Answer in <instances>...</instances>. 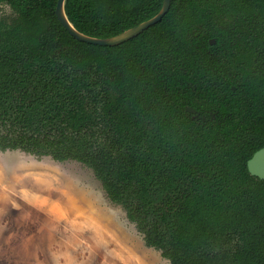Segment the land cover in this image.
Returning a JSON list of instances; mask_svg holds the SVG:
<instances>
[{
  "label": "trees",
  "instance_id": "obj_1",
  "mask_svg": "<svg viewBox=\"0 0 264 264\" xmlns=\"http://www.w3.org/2000/svg\"><path fill=\"white\" fill-rule=\"evenodd\" d=\"M0 1L16 12L0 22V150L84 163L170 264H264V178L246 163L264 145V0H170L115 45L73 36L56 0ZM162 1L64 11L108 37Z\"/></svg>",
  "mask_w": 264,
  "mask_h": 264
},
{
  "label": "rangeland",
  "instance_id": "obj_2",
  "mask_svg": "<svg viewBox=\"0 0 264 264\" xmlns=\"http://www.w3.org/2000/svg\"><path fill=\"white\" fill-rule=\"evenodd\" d=\"M0 8L9 14L8 6ZM4 14V15H5ZM0 264H170L91 168L0 150Z\"/></svg>",
  "mask_w": 264,
  "mask_h": 264
},
{
  "label": "water",
  "instance_id": "obj_3",
  "mask_svg": "<svg viewBox=\"0 0 264 264\" xmlns=\"http://www.w3.org/2000/svg\"><path fill=\"white\" fill-rule=\"evenodd\" d=\"M64 1L65 0H57L55 6V13L59 21L63 24V26L76 38L79 40H83L90 43L95 44H103V45H115L129 38L137 35L143 29L147 28L151 24L157 22L161 19V17L165 14L169 7L170 0H163L161 8L156 12L153 16L115 34L108 37H96L87 35L79 30H77L73 24L68 19L65 11H64ZM215 41L214 38L210 39V42L213 43ZM185 108L190 111H194V109L186 105ZM247 169L251 175H255L259 178H264V145L258 148L253 152V154L247 159Z\"/></svg>",
  "mask_w": 264,
  "mask_h": 264
},
{
  "label": "flooded vegetation",
  "instance_id": "obj_4",
  "mask_svg": "<svg viewBox=\"0 0 264 264\" xmlns=\"http://www.w3.org/2000/svg\"><path fill=\"white\" fill-rule=\"evenodd\" d=\"M56 3H57V0H56ZM0 6L1 7L8 6V8H9V14L3 13L2 9L0 8V22L6 23V24L11 23L12 19L16 16V12L13 10V8L6 1H0ZM55 6H56V4H55ZM54 11H55V8H54ZM191 112H195V109H194V111H191Z\"/></svg>",
  "mask_w": 264,
  "mask_h": 264
}]
</instances>
